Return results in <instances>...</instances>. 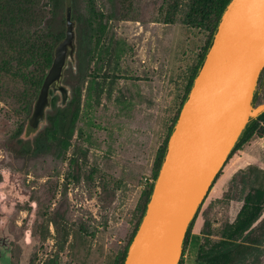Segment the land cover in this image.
<instances>
[{
	"label": "rangeland",
	"instance_id": "rangeland-1",
	"mask_svg": "<svg viewBox=\"0 0 264 264\" xmlns=\"http://www.w3.org/2000/svg\"><path fill=\"white\" fill-rule=\"evenodd\" d=\"M78 3L84 10L86 0ZM191 4L95 0L105 34L81 85L70 145L60 155L25 157L7 140L25 120L32 81L47 71L50 3L0 0V264H41L52 256L58 264H114L121 255L209 36L185 22ZM257 87L251 115L264 106V68ZM253 186L264 187V136L253 137L224 163L204 198L195 223L203 221L216 236L205 246L235 220ZM262 235L264 224L251 233V242L263 240L245 264H264Z\"/></svg>",
	"mask_w": 264,
	"mask_h": 264
},
{
	"label": "water",
	"instance_id": "water-1",
	"mask_svg": "<svg viewBox=\"0 0 264 264\" xmlns=\"http://www.w3.org/2000/svg\"><path fill=\"white\" fill-rule=\"evenodd\" d=\"M65 17V37L56 46L28 118L32 128L45 122L52 95H59L61 105L70 98V88L63 83L76 50L70 0ZM263 68L264 0H230L168 138L123 264L179 263L189 222L251 116Z\"/></svg>",
	"mask_w": 264,
	"mask_h": 264
},
{
	"label": "trees",
	"instance_id": "trees-1",
	"mask_svg": "<svg viewBox=\"0 0 264 264\" xmlns=\"http://www.w3.org/2000/svg\"><path fill=\"white\" fill-rule=\"evenodd\" d=\"M229 1L230 0H192L190 8L186 12L185 22L191 26L209 30V36L191 72L179 109L169 127L164 143L157 152L155 166L153 168V182H151L145 191V199L139 219L134 227L131 238L124 247L121 255L116 256L114 264H123L125 260L128 246L145 213L154 181L163 161L168 138L176 123L180 109L187 98L194 78L203 62L205 54L210 47L212 37L216 31L221 15ZM49 3L50 15L45 20L44 24L45 35L50 40V43L45 47V65L47 71L38 80L34 79L32 81L35 92L34 96H32L27 103L25 120L7 140L11 145V149L16 154L25 157H35L47 151H54L56 155H60L70 145L80 115L81 85L87 77V74L89 75L88 71L90 61L93 57L92 54L95 48L100 45L105 34L106 19H104L103 14L96 9L95 0H86L84 10L80 8L78 0H70L71 19L75 22L76 50L73 63L74 66L64 71L63 78L64 84L70 88V98L64 105H61L58 95H52L50 107L48 108L49 110L47 109L46 111L44 124H41L38 128L30 127L28 125V118L31 115L34 101L52 66L56 46L65 37L67 0H49ZM258 96L259 87L254 90L251 102L252 107L257 106ZM262 136H264V107L257 114L249 117L239 138L229 153L227 160L253 137ZM221 169L214 181L221 172ZM201 205L202 202L198 206L195 216L189 222L185 238L195 222ZM263 224L264 187L253 186L246 194L235 220L231 224H226L221 229L217 240L213 241L208 246L204 244L200 246L197 259L203 261L205 264H245L248 256L252 255L253 257L256 255H254V252L259 248V244H261L263 240V238H257L254 242H251L249 240L251 233L255 229L261 228ZM205 225L206 223L201 232L202 234H209V232L205 230ZM55 228L57 229L56 222ZM261 237H264V235ZM184 243L185 240L183 246ZM183 251L184 248L182 247V253L178 264L182 262ZM41 264H58V260L55 256L47 257Z\"/></svg>",
	"mask_w": 264,
	"mask_h": 264
},
{
	"label": "crops",
	"instance_id": "crops-1",
	"mask_svg": "<svg viewBox=\"0 0 264 264\" xmlns=\"http://www.w3.org/2000/svg\"><path fill=\"white\" fill-rule=\"evenodd\" d=\"M203 221L194 222L189 234L184 238V251L182 254L181 264H205L203 261L197 259V254L200 246L205 243L206 238H216V236L209 234H202Z\"/></svg>",
	"mask_w": 264,
	"mask_h": 264
},
{
	"label": "bare ground",
	"instance_id": "bare-ground-1",
	"mask_svg": "<svg viewBox=\"0 0 264 264\" xmlns=\"http://www.w3.org/2000/svg\"><path fill=\"white\" fill-rule=\"evenodd\" d=\"M239 163V162H238Z\"/></svg>",
	"mask_w": 264,
	"mask_h": 264
}]
</instances>
